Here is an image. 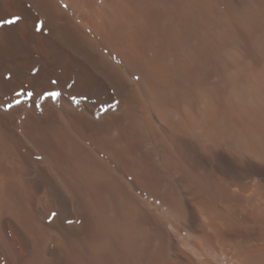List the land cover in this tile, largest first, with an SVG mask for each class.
I'll return each mask as SVG.
<instances>
[{
  "label": "bare ground",
  "instance_id": "1",
  "mask_svg": "<svg viewBox=\"0 0 264 264\" xmlns=\"http://www.w3.org/2000/svg\"><path fill=\"white\" fill-rule=\"evenodd\" d=\"M21 11L0 264H264V0H0ZM36 80L61 95L4 111Z\"/></svg>",
  "mask_w": 264,
  "mask_h": 264
},
{
  "label": "snow or ice",
  "instance_id": "2",
  "mask_svg": "<svg viewBox=\"0 0 264 264\" xmlns=\"http://www.w3.org/2000/svg\"><path fill=\"white\" fill-rule=\"evenodd\" d=\"M21 4L23 3V0H18ZM27 7H31V5H27ZM64 7H67V5H64ZM24 19V12H17L15 14H11L8 17H0V30H3L9 26L13 27H18L19 24L23 21ZM44 29V22L43 21H38L34 23V30L37 33H43ZM39 69L33 67L30 69L31 76L36 77L37 72ZM13 78V73L9 72L6 76H4V80L10 81ZM57 80H51V84L55 85L57 84ZM69 87H72V85H68ZM39 90V91H37ZM61 95L60 92L58 91H51V90H46L43 87V82L40 80H36L35 83L33 84V89L32 90H25L23 87H21L19 90L14 91V99L13 101L10 102H5L3 103V108L4 111H8L15 107L16 105H19L23 103V100L20 99L23 97L24 99H30V98H35L39 97V99L44 100L47 98H51L53 101H55L59 96ZM87 97H85L86 99ZM73 103H79V100L76 97L72 98ZM114 106V105H113ZM39 107V105H37ZM39 159V157H38ZM56 213H52V216L54 217Z\"/></svg>",
  "mask_w": 264,
  "mask_h": 264
},
{
  "label": "rangeland",
  "instance_id": "3",
  "mask_svg": "<svg viewBox=\"0 0 264 264\" xmlns=\"http://www.w3.org/2000/svg\"><path fill=\"white\" fill-rule=\"evenodd\" d=\"M105 112H107V109H104Z\"/></svg>",
  "mask_w": 264,
  "mask_h": 264
}]
</instances>
